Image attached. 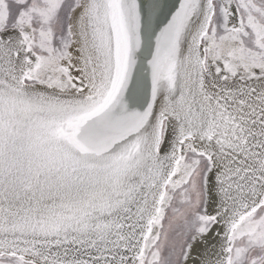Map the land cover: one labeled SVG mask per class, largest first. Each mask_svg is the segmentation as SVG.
<instances>
[{"label":"snow or ice","instance_id":"obj_1","mask_svg":"<svg viewBox=\"0 0 264 264\" xmlns=\"http://www.w3.org/2000/svg\"><path fill=\"white\" fill-rule=\"evenodd\" d=\"M0 264H264V0H0Z\"/></svg>","mask_w":264,"mask_h":264}]
</instances>
